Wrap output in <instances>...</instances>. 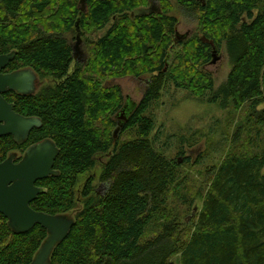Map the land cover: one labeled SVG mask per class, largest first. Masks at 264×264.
I'll return each mask as SVG.
<instances>
[{"label": "trees", "instance_id": "trees-1", "mask_svg": "<svg viewBox=\"0 0 264 264\" xmlns=\"http://www.w3.org/2000/svg\"><path fill=\"white\" fill-rule=\"evenodd\" d=\"M80 1L0 0V55L16 52L8 70L32 69L49 81L39 94L10 98L17 113L40 118L42 126L23 143L0 138V163L46 139L59 148L54 167L59 175L36 184L47 192L31 204L37 212L75 219L51 264H173L175 257L181 264H264V145L261 149L250 139L253 149L235 151L210 169L209 187L197 193L202 206L187 227L171 200L189 211L196 198L187 193L190 180L182 165L157 148L150 114L171 83L223 111L247 110L261 138L264 0H176L187 17L198 19L217 49L226 45L232 69L217 90L211 75L199 71L210 62L212 46L198 36L176 45L178 20L165 1L162 12L139 17H132L133 11L148 0H87L82 15ZM78 21L83 35L108 28L87 44L84 63L74 61L66 37ZM180 47L185 52L169 65L171 52ZM126 76L149 78L114 143L112 130L128 100L119 86L103 84ZM125 133L132 139L121 140ZM99 155L107 157L100 182L108 189L97 194L89 178L81 192L83 207L74 216L78 180L95 169ZM7 222L0 214V264H30L47 231L36 226L18 235Z\"/></svg>", "mask_w": 264, "mask_h": 264}, {"label": "rangeland", "instance_id": "rangeland-1", "mask_svg": "<svg viewBox=\"0 0 264 264\" xmlns=\"http://www.w3.org/2000/svg\"><path fill=\"white\" fill-rule=\"evenodd\" d=\"M163 1L169 4V15L177 18L176 30L180 34L190 35L189 38L195 36L199 38L204 37L198 19L187 17L178 6L176 0H148V5L142 8L153 7L162 12L164 7ZM201 1L205 2V0ZM78 7H80V3ZM107 29L96 34L87 35H83L80 30L83 52L87 54V44L94 39L102 37ZM66 37L71 42L73 48L76 44L77 28L68 33ZM184 52L185 49L183 47L171 52L169 65H173L176 57ZM73 69L74 65L72 71ZM231 69L226 45L223 43L221 48L217 49L215 58L212 56L210 62L200 67L199 71L202 75L204 73L211 75L214 81V89L217 90L226 82ZM148 78L149 76L142 78L130 76L108 78L103 85L105 88L119 86L122 90L124 101L129 98L130 101L137 104L144 95ZM39 82L42 84L38 87L36 94H39L49 83V81L46 82V79L42 78H39ZM263 108L264 106L260 107V109ZM150 114L156 121L155 136L157 137V148L165 152L170 159L177 160L182 165V174L188 175L187 177L190 180L187 193L196 198L192 208L188 211L177 199L171 200L170 207L175 209L187 227H191L197 214L196 209L202 206V200L198 194L205 192L209 187L210 169L219 165L228 155L235 151L245 152L253 149L251 148L252 145L249 144L250 139H253L254 143L263 149L264 133L261 138L257 135V129L254 128V123L249 120L247 110L240 112H234L232 109L223 111L216 104L200 102L199 98L194 96L191 91L178 88L171 83L166 86L162 99L152 105ZM113 118H115V115ZM99 127L101 129L105 127L103 121L99 124ZM115 128L112 130V134ZM130 139H132L130 133H125L121 136V140L127 141ZM261 149L259 148V150ZM181 150L186 153L185 156L178 155ZM186 158L190 160L189 163H185ZM106 160L107 157L104 155L97 156L95 169L79 178L76 186L78 208L72 212L74 216L83 207L81 192L89 178H94V187L97 194L103 195L106 193L108 184L100 182L102 164ZM198 161H201V163L197 164ZM172 261L173 264H181L180 257H175Z\"/></svg>", "mask_w": 264, "mask_h": 264}, {"label": "water", "instance_id": "water-1", "mask_svg": "<svg viewBox=\"0 0 264 264\" xmlns=\"http://www.w3.org/2000/svg\"><path fill=\"white\" fill-rule=\"evenodd\" d=\"M79 9L81 15L87 13V0L80 1ZM156 12L159 11L153 7L139 8L133 11L132 17L147 16ZM79 24L80 21L76 25L77 38L72 48L73 59L84 63L87 55L81 48ZM189 36L177 31L175 44H179ZM201 40L212 46V56L215 58L217 49L214 42L206 37H202ZM15 56L14 51L7 55H0V138L12 137L17 143H23L28 139L31 131L39 128L42 122L38 118H27L18 114L14 110L15 105L10 104L3 95L8 92L26 96L35 95L39 77L32 69H23L9 74L2 73L15 59ZM127 100L128 103L118 115L119 125L114 131V143L134 110L132 106L134 103L129 98ZM59 154L60 150L56 143L46 139L32 145L18 163H15L17 159L15 153L0 163V214L7 219L9 229L18 235L27 234L36 226H41L47 231L46 240L30 264H51L55 249L67 239L75 225V219L71 214L49 215L37 212L31 207L40 195L47 192L46 189L36 184L51 176L59 175V172L54 169Z\"/></svg>", "mask_w": 264, "mask_h": 264}, {"label": "flooded vegetation", "instance_id": "flooded-vegetation-1", "mask_svg": "<svg viewBox=\"0 0 264 264\" xmlns=\"http://www.w3.org/2000/svg\"><path fill=\"white\" fill-rule=\"evenodd\" d=\"M85 54V53H84ZM86 55V54H85ZM83 58V57H82ZM14 71H9L8 70V67L4 70V71H2V73H4V74H9V73H13ZM47 82V81H46ZM42 83H40L39 82V78H38V80H37V89H38V87L41 85ZM37 93V92H36ZM13 96V92H8V93H6V94H4L3 95V97L10 103V104H14L15 105V103H13L12 101H10V98ZM15 108H16V105H15ZM15 108H14V110H15ZM16 111V110H15ZM18 114H20V113H18ZM21 115V114H20ZM23 116V115H22ZM25 117V116H24ZM27 118H37V117H27ZM38 119H40V118H38ZM42 126V125H41ZM41 126L39 127V128H41ZM39 128H35V129H39ZM34 130V129H33ZM32 130V131H33ZM31 131V132H32ZM31 134V133H30ZM29 137H30V135H29ZM29 137H28V139H29ZM28 139L26 140V141H28ZM25 141V142H26ZM35 145V144H34ZM32 146V145H31ZM30 146V147H31ZM29 147V148H30ZM15 154H17V159H16V161H15V163H18L22 158H23V156H24V154H21V153H19V152H16ZM21 155V156H20Z\"/></svg>", "mask_w": 264, "mask_h": 264}]
</instances>
